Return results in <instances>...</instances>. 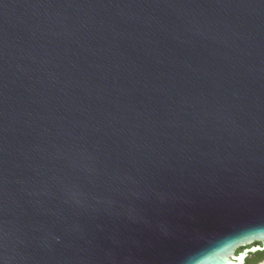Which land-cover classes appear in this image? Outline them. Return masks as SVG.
Instances as JSON below:
<instances>
[{
    "label": "water",
    "instance_id": "1",
    "mask_svg": "<svg viewBox=\"0 0 264 264\" xmlns=\"http://www.w3.org/2000/svg\"><path fill=\"white\" fill-rule=\"evenodd\" d=\"M261 240L264 0H0V264Z\"/></svg>",
    "mask_w": 264,
    "mask_h": 264
},
{
    "label": "rangeland",
    "instance_id": "2",
    "mask_svg": "<svg viewBox=\"0 0 264 264\" xmlns=\"http://www.w3.org/2000/svg\"><path fill=\"white\" fill-rule=\"evenodd\" d=\"M253 245H261V247H262V246H264V240H261V241H247V242H244V243H242L241 245H239V246L235 247L234 249L230 250L229 252H227V253L225 254V257H226L227 259H230L234 254H236L237 251L245 252V251H246V250H245L246 248H250V247H252ZM251 258H253V257H251ZM259 264H264V262H261V263H259Z\"/></svg>",
    "mask_w": 264,
    "mask_h": 264
},
{
    "label": "flooded vegetation",
    "instance_id": "3",
    "mask_svg": "<svg viewBox=\"0 0 264 264\" xmlns=\"http://www.w3.org/2000/svg\"><path fill=\"white\" fill-rule=\"evenodd\" d=\"M253 247H261V245H253V246L250 247V248H253ZM263 247H264V246H262L261 249H262ZM250 248H246L245 250L247 251V250H249ZM262 252H264V250H262V251H258V252H256V253H250V254H248V257L244 260V263H245V264H249V261H248V260H250L252 256H254V255L257 254V253H262ZM244 253H245V252L237 251L236 254H234L233 256L236 258V257H239L240 255H242V254H244ZM253 258H254V257H253ZM261 262H264V259L258 261L256 264H259V263H261Z\"/></svg>",
    "mask_w": 264,
    "mask_h": 264
},
{
    "label": "trees",
    "instance_id": "4",
    "mask_svg": "<svg viewBox=\"0 0 264 264\" xmlns=\"http://www.w3.org/2000/svg\"><path fill=\"white\" fill-rule=\"evenodd\" d=\"M254 258H251L249 261V264H256L258 261L263 260L264 259V252L262 253H257L254 256H252Z\"/></svg>",
    "mask_w": 264,
    "mask_h": 264
},
{
    "label": "bare ground",
    "instance_id": "5",
    "mask_svg": "<svg viewBox=\"0 0 264 264\" xmlns=\"http://www.w3.org/2000/svg\"><path fill=\"white\" fill-rule=\"evenodd\" d=\"M242 259H243V256H241V257L238 258V264H241ZM229 264H233V263H229Z\"/></svg>",
    "mask_w": 264,
    "mask_h": 264
}]
</instances>
